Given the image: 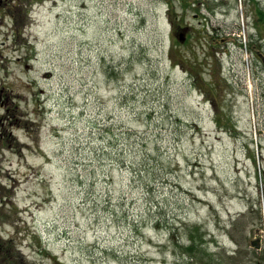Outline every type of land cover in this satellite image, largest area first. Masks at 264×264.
<instances>
[{"label":"rangeland","instance_id":"374dc122","mask_svg":"<svg viewBox=\"0 0 264 264\" xmlns=\"http://www.w3.org/2000/svg\"><path fill=\"white\" fill-rule=\"evenodd\" d=\"M0 189L3 264L264 248V0H5Z\"/></svg>","mask_w":264,"mask_h":264},{"label":"trees","instance_id":"16d2710c","mask_svg":"<svg viewBox=\"0 0 264 264\" xmlns=\"http://www.w3.org/2000/svg\"><path fill=\"white\" fill-rule=\"evenodd\" d=\"M16 23H18L17 20ZM176 33L177 32H175V34ZM1 192L2 190L0 189V203H4V199L1 197ZM5 203H7V198L5 199ZM258 211L260 215L259 223L262 224L261 210ZM193 230L200 234L195 237L193 235ZM187 232L189 245L187 247H183V253H185L186 261L182 264H264V248H261L260 250L257 248L246 250L240 242L232 239L235 241L237 249L234 251L233 256H230L227 250L223 249L212 252L206 248V236L204 234L202 235V228L200 226H195L193 229L188 228ZM7 244L8 243L0 237V264H3L1 260L2 252L7 247ZM246 251H249L248 254H251L252 257H249L248 254L245 257L244 255L246 254ZM242 256L245 258L242 259ZM5 259L7 262V257ZM19 259L22 261V256H19Z\"/></svg>","mask_w":264,"mask_h":264},{"label":"flooded vegetation","instance_id":"af4514ba","mask_svg":"<svg viewBox=\"0 0 264 264\" xmlns=\"http://www.w3.org/2000/svg\"><path fill=\"white\" fill-rule=\"evenodd\" d=\"M3 2H5V0H0V6L2 5ZM9 9H12L11 14H12V16H13V14H14L13 8H12V7H9Z\"/></svg>","mask_w":264,"mask_h":264}]
</instances>
